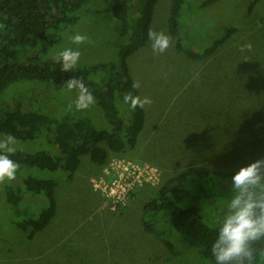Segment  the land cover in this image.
Listing matches in <instances>:
<instances>
[{
  "label": "rangeland",
  "instance_id": "rangeland-1",
  "mask_svg": "<svg viewBox=\"0 0 264 264\" xmlns=\"http://www.w3.org/2000/svg\"><path fill=\"white\" fill-rule=\"evenodd\" d=\"M171 1H157L150 28L168 35L169 47L154 53L148 40L128 57L139 92L143 90L141 98L148 96L152 101L145 105L149 118L145 138L149 141L143 138L139 148L109 157L154 162L162 170L159 182L145 185L129 204L112 209L109 200L93 188L91 179L102 168L91 175L99 166L88 155L80 157L70 180L62 170L19 166L13 180L0 181V264H214L185 242L168 211L150 216L156 235L141 227L142 206L175 173L194 167L216 171L210 176L192 174L180 185L178 194L179 206L197 207L201 219L214 227L233 172L264 157V0H257L251 10L253 0H216L206 6H201L203 0H185L180 23L184 50L176 46L168 30ZM111 5L112 0H90L76 11L77 21L49 26L46 40L23 48L18 61L26 63L36 56L41 63L53 65L58 63L55 57L59 51L73 48L81 52L76 68L117 62L122 39ZM134 15L130 9L132 24ZM230 26L236 31L216 52L199 58L191 55L203 52ZM76 32L86 35L87 40L75 44L70 37ZM183 62L191 64L184 70L190 78L187 84L178 80ZM90 77L100 84L112 83L108 70L98 69ZM61 87L52 81L14 82L0 96V115L21 104L24 109L52 117H88L96 128H110L96 102L78 111L73 103L76 91ZM115 104L128 114V105L118 92ZM193 112L196 118L192 125ZM6 134L0 132V138ZM51 135L44 130L34 139H17L18 150H45L57 156L60 151ZM197 136L203 139L200 146L206 148L197 147ZM28 176L57 182L56 212L33 239L27 238L18 224L37 217L47 207L48 198L43 192L26 189ZM9 189L20 193L18 206L8 201ZM258 264H264V256Z\"/></svg>",
  "mask_w": 264,
  "mask_h": 264
},
{
  "label": "trees",
  "instance_id": "trees-1",
  "mask_svg": "<svg viewBox=\"0 0 264 264\" xmlns=\"http://www.w3.org/2000/svg\"><path fill=\"white\" fill-rule=\"evenodd\" d=\"M90 0H0V96L14 82L20 80L52 81L63 86L71 76H75L93 93L96 104L103 110L110 128H96L88 117L76 119L68 117H52L38 110L24 109L17 104L12 110L0 115V132H6L17 139H34L42 131L52 134L60 154L54 156L45 150L33 152L17 150L11 158L19 166L37 167L42 170L66 172L70 180L80 164V157L88 155L101 168L107 163L110 155L127 153L136 148L138 138L145 124L144 107L132 108L128 104L125 114L117 109L116 92L123 101L126 94L139 96L138 89L133 88L134 79L129 70L128 57L147 42V32L151 28L154 8L158 0H112L111 13L117 21V30L121 41L118 44L117 62L97 63L91 66L74 67L63 72L60 64L45 65L36 56L26 63L18 61V53L23 48L35 46L46 40V30L60 21L75 22L78 20L76 11ZM185 0L171 1V14L168 30L175 40L176 46L184 50L181 43L180 23ZM216 0H203L206 6ZM253 0L249 10L256 3ZM130 9L133 10V24L129 20ZM236 31L235 26L228 27L225 32L215 38L201 53L191 54L194 58L205 57L216 52L217 48ZM126 39V40H124ZM20 50V51H19ZM22 50V51H21ZM98 69L108 70L112 83H99L90 77V73ZM75 90V89H74ZM77 91V90H75ZM140 97V96H139ZM102 170V169H101ZM192 174L214 175L216 171L189 168L175 173L163 182L155 195L142 206L143 228L153 234L158 232L151 215L168 211L172 225L182 235L185 242L196 249L202 258L211 260L210 246L215 236L214 227L207 225L199 216L195 206L181 207L178 205L180 185ZM26 189L32 193L43 192L48 198V205L37 217H29L19 222L32 239L34 234L46 227L56 212L55 186L52 178L37 179L28 176L24 180ZM131 192L129 201L135 197ZM8 201L18 206L22 197L19 192L8 191ZM128 201V203H129ZM159 235V234H158ZM252 264H258L264 256V241L256 242ZM85 264V263H82Z\"/></svg>",
  "mask_w": 264,
  "mask_h": 264
},
{
  "label": "clouds",
  "instance_id": "clouds-1",
  "mask_svg": "<svg viewBox=\"0 0 264 264\" xmlns=\"http://www.w3.org/2000/svg\"><path fill=\"white\" fill-rule=\"evenodd\" d=\"M70 39L75 44L87 40L79 32ZM147 39L154 53H163L170 43L169 36L163 32L149 29ZM81 52L79 49L65 48L59 51L55 61L63 72L77 66ZM133 88L139 87L134 81ZM61 89L76 91L73 101L76 110H86L95 102L93 93L81 79L71 76ZM123 102L130 107H143L150 104L148 96L139 97L126 94ZM18 150L17 138L6 134L0 138V181H10L16 176L18 164L11 158ZM215 236L210 246L214 264H252L256 242L264 241V157L257 158L240 166L230 178V189L221 198L220 214L214 218Z\"/></svg>",
  "mask_w": 264,
  "mask_h": 264
},
{
  "label": "built area",
  "instance_id": "built-area-1",
  "mask_svg": "<svg viewBox=\"0 0 264 264\" xmlns=\"http://www.w3.org/2000/svg\"><path fill=\"white\" fill-rule=\"evenodd\" d=\"M161 168L154 162H139L123 156L108 160L91 181L94 190L107 198L111 208L126 206L131 192L159 182Z\"/></svg>",
  "mask_w": 264,
  "mask_h": 264
},
{
  "label": "crops",
  "instance_id": "crops-1",
  "mask_svg": "<svg viewBox=\"0 0 264 264\" xmlns=\"http://www.w3.org/2000/svg\"><path fill=\"white\" fill-rule=\"evenodd\" d=\"M209 64H211V63H207V64H205V65H209ZM182 65H184V67H181V69L180 70H178L179 71V76H180V78H178V80H182L183 82H184V84H187L188 83V80L190 79V78H186L185 77V75L187 74L186 73V71H184V70H187V68L191 65L190 63L188 64V63H185V62H183L182 63ZM191 76H193V74H191ZM132 77H133V75H132ZM134 79V78H133ZM137 89H138V93H139V96L141 97V92L143 93V90L140 88V92H139V88L137 87ZM144 107V109H145V122L147 123V121H148V111H146V107H145V105L143 106ZM198 116H200V114H197ZM195 118H196V115H195V112H193V114H192V120H191V124L193 125V124H195ZM200 125V124H199ZM201 127V126H200ZM153 129V131H155V129H157V127L155 128H152ZM192 130V132H193V134H198V132H196V131H194V129H191ZM203 131V130H202ZM201 132V131H200ZM199 132V133H200ZM145 134H147V127H146V124H144V128H143V130H142V132H141V134L139 135V138H138V144H137V146H136V148L135 149H137V148H139L138 146H140V143H141V141H143V138H145ZM192 138H195V137H192ZM197 138H198V136H197ZM201 139V140H200ZM196 140V139H195ZM149 140H148V137H146L145 139H144V142H148ZM201 141H203V139L202 138H198V141L196 140V142L198 143V145H197V147L198 148H206V147H202V146H200V142ZM209 147H211V145H209ZM208 148V147H207ZM219 148H224L223 147V145L222 144H219ZM101 167L99 166L98 168H96V169H94V171H93V173H91V175H93L94 173H97V172H99V169H100ZM88 174V173H87ZM86 174V175H87ZM144 187V186H143ZM143 187H141V188H143ZM141 188H139V189H141ZM139 189H138V191H139ZM134 198V197H133ZM132 198V199H133ZM131 199V200H132ZM130 200V201H131ZM129 204V203H128ZM140 220H141V218H140ZM141 227H143V225H142V220H141ZM40 231V230H39ZM35 235V234H34ZM33 239V238H32Z\"/></svg>",
  "mask_w": 264,
  "mask_h": 264
}]
</instances>
